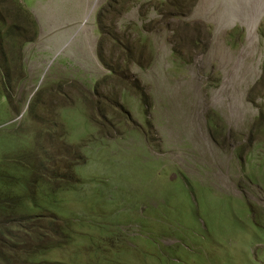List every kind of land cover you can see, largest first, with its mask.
Masks as SVG:
<instances>
[{"label":"rangeland","instance_id":"374dc122","mask_svg":"<svg viewBox=\"0 0 264 264\" xmlns=\"http://www.w3.org/2000/svg\"><path fill=\"white\" fill-rule=\"evenodd\" d=\"M0 264H264V0H0Z\"/></svg>","mask_w":264,"mask_h":264}]
</instances>
